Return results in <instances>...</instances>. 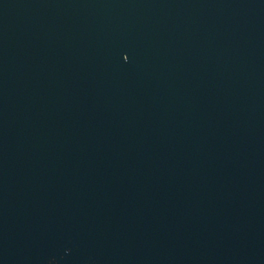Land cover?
Listing matches in <instances>:
<instances>
[{
	"label": "water",
	"instance_id": "95a60500",
	"mask_svg": "<svg viewBox=\"0 0 264 264\" xmlns=\"http://www.w3.org/2000/svg\"><path fill=\"white\" fill-rule=\"evenodd\" d=\"M0 264H264V0H0Z\"/></svg>",
	"mask_w": 264,
	"mask_h": 264
}]
</instances>
